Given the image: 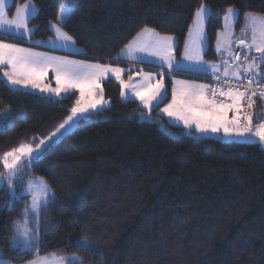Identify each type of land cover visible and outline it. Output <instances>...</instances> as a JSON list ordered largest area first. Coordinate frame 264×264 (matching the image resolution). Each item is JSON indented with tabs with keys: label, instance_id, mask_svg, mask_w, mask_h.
<instances>
[{
	"label": "trees",
	"instance_id": "1",
	"mask_svg": "<svg viewBox=\"0 0 264 264\" xmlns=\"http://www.w3.org/2000/svg\"><path fill=\"white\" fill-rule=\"evenodd\" d=\"M24 2L12 0L9 9L14 13ZM33 2L40 11L29 25L36 26L30 41H47L55 36L50 25L60 0ZM202 3L213 13L206 24L209 61L218 59L217 36L228 7L239 10L238 30L246 12L264 14V0H79L64 31L83 57L105 63L116 61L148 26L176 38L179 59ZM168 84L167 99L149 115L139 101L121 98L116 79L106 81L110 105L31 163L25 178H45L56 197L43 212L40 256L76 253L84 264H264V146L204 137L171 124L159 113L171 101L172 81ZM10 88L0 75V155L47 137L70 114L77 96L60 100ZM10 109L4 121L2 114ZM254 112L255 124L264 118V100H257ZM8 200L5 187L0 190V257L26 264L34 257L13 251L10 242L13 222L24 219L30 197ZM85 236L98 256L75 247Z\"/></svg>",
	"mask_w": 264,
	"mask_h": 264
},
{
	"label": "snow or ice",
	"instance_id": "2",
	"mask_svg": "<svg viewBox=\"0 0 264 264\" xmlns=\"http://www.w3.org/2000/svg\"><path fill=\"white\" fill-rule=\"evenodd\" d=\"M79 0H60V8L56 14V22L50 25L54 29L57 40L65 45L73 41V37L64 31V26L72 18ZM40 9L33 0H25L17 4L14 13L6 7V0H0V75L10 85V90L18 88L39 89L40 92L52 93L60 100H66L70 96H76L69 112L70 114L60 123L47 137L40 139L33 147L32 143L20 144L18 147L0 155L3 172H0V190L6 186L9 190L10 200L6 204L18 202L23 192L31 196L30 203H26L22 212L23 220L13 222L14 238L10 242L13 251H19L32 255L34 259L28 264H84L83 258L76 253L71 256H40L39 230L42 224L43 212L55 202V192L43 177L31 176L26 182L25 176L29 175L31 163L44 157L55 144L76 127L89 120L92 115L99 113L109 101L104 99L103 89L99 87L101 81L110 78L111 74L119 81L121 86L120 96L122 99L130 97L138 98L150 115L154 109L167 99V89L164 77H171L173 73L183 70V62L175 63L173 51L175 38L172 35H161L154 28L145 26L128 44L121 49V53L113 60L128 56L141 59L137 53H147L155 56L160 61L158 73L143 72L137 69V75L141 76L138 83H126L121 78L124 71L110 64L88 63L87 61L67 60L51 57L24 48L18 43L5 42L4 35L23 39L30 36L36 26L29 27L31 20L35 19ZM11 13V15H10ZM213 13L203 3L197 8L193 25L188 31V41L185 43L184 59L190 66L216 74L220 68H224V80L215 75L217 85L227 84L224 90L206 84H195L186 81H176L171 92V102L167 103L161 112L168 117L183 122L186 129L197 133L223 132L224 137L243 138L245 141H257L264 146V121H256L254 124V106L259 97L264 100V14L246 12L244 15L245 27L241 29L238 37V45L242 48L252 49L258 56H244V64H236L233 68L227 60L220 65L211 64L203 60L202 52L207 42L205 24L212 19ZM239 10L228 7L224 16V29L217 36L216 50L227 51L229 57L239 61L240 55L233 52L232 28L238 21ZM251 32L250 41L247 33ZM37 44L40 41H36ZM165 65L167 66L165 70ZM52 67L55 72L57 87L49 88L42 86L43 77L48 68ZM229 68H233L230 72ZM159 76V79L156 77ZM240 81L247 80V86L232 87L231 79ZM259 77V80H257ZM128 81H133V76H128ZM256 87H253V85ZM176 85H179L178 87ZM125 89H128L126 93ZM75 90V92L73 91ZM224 97L225 99H218ZM63 94V95H62ZM231 113V117L229 116ZM3 120L10 119L9 113L2 114ZM2 122V121H0ZM37 138L33 137L35 142ZM23 190L18 194L16 185ZM36 245V248L32 246ZM75 247L90 256H98L99 249L92 241L83 237L75 241ZM0 264H7L0 260Z\"/></svg>",
	"mask_w": 264,
	"mask_h": 264
},
{
	"label": "crops",
	"instance_id": "3",
	"mask_svg": "<svg viewBox=\"0 0 264 264\" xmlns=\"http://www.w3.org/2000/svg\"><path fill=\"white\" fill-rule=\"evenodd\" d=\"M11 3H12V0H6V7L8 9H9ZM54 33H55V31H54ZM31 37H32V34L30 36H24L23 38L27 39L28 42H22L20 39H17V38H15L13 36L4 35L5 42L18 43L19 46H21V47L31 48V49H33L36 52L43 53V54H46V55L51 56V57H58V58H63V59H67V60L87 61L88 63H93V64H95V63L110 64L112 67H119V68L124 70L121 73V78L124 81L128 80V76L129 75H132V76H135V77H139L140 75H137V69H142L143 72H152V73H158L161 70L160 66H159L160 65L159 59L157 57H155V56H150L147 53H137V56L141 57V59H134V58L122 55L121 58L117 59L116 61H110V62H105L104 63V62H99V61L88 60L85 57H83V55H82L83 51L76 45L74 40L72 42H68L65 45V43L63 41L57 40L56 36H54L53 38H51V39H49L47 41H40V43L37 44L36 42H31L30 41ZM188 39H189V37H188ZM30 44H32V45H30ZM237 45H238V43H237ZM207 47H208V38H207V43L205 44V48H204V51H203L204 56H205ZM176 48H177V40L175 38V47H174V51H173V60H174L175 63H178L179 60L176 57ZM232 48H233V51L234 50H242L243 53H245L247 51V48H242L239 45L236 46V44H234V43L232 45ZM184 52H185V49H184ZM216 53H217V56H218V59L216 61H209V60H207L205 58V61L208 62L209 65H211V64L220 65L222 61L228 59V55L229 54H228L227 51H224L223 48L221 49L220 52H218L216 50ZM166 68H167V66L165 65V70H166ZM220 69H222L223 72H224V68H220ZM229 71L231 72V70H229ZM174 74H177L178 78L180 77L178 75L179 72H175V73H173V75ZM109 75H110L111 78H107V79L101 81L100 84H99V87L103 89V92H105L104 91V83L106 81H108L109 79H112V78L115 79L114 76H112L111 74H109ZM43 80H45V83H46L47 86H52L54 88L57 87V83H56V79H55V72L53 71L52 67L48 68V71H47L46 75L43 77ZM73 91L75 92V90H73ZM30 92H34V91L30 90ZM49 94L50 93L46 94V96L50 97ZM75 94H77V96L79 95L78 92H75ZM51 96L54 99H59L58 97H55L54 95H51ZM129 99H133V97H130ZM105 100H107L106 96H105ZM138 101H139V103L141 105L140 100H138ZM170 102H168V103H170ZM109 105H110V102L107 105H105L104 107L106 108ZM161 105L162 104H160V106ZM163 107H161V108H163ZM142 108L145 109L144 107H142ZM145 110H147V109H145ZM159 113L162 114L163 116H165L169 120V117L165 113L161 112L160 110H159ZM231 115L232 114L229 113L230 117H231ZM253 141H255V140H253Z\"/></svg>",
	"mask_w": 264,
	"mask_h": 264
},
{
	"label": "rangeland",
	"instance_id": "4",
	"mask_svg": "<svg viewBox=\"0 0 264 264\" xmlns=\"http://www.w3.org/2000/svg\"><path fill=\"white\" fill-rule=\"evenodd\" d=\"M237 9V8H236ZM237 23H238V21L234 24V26H233V28H232V37H233V43L234 44H236V46H238L237 45V43H238V37H240L241 36V29L242 28H244L245 27V19H244V24L241 26V28H239V30L237 29ZM206 24H207V22H206ZM206 24H205V32H206ZM225 31V29L223 28V30L220 32V34H222L223 32ZM247 39L250 41V39H251V32L249 31L248 33H247ZM207 43V42H206ZM215 49H216V47H215ZM218 52H220V51H218ZM245 55H248V56H258V53H256L255 52V50L254 49H252L251 51H249L248 49H247V51L244 53V56ZM202 57H203V60L205 61V56H204V54H203V52H202ZM179 61H178V63L179 62H183V70H181V71H177V72H179V74L178 75H186V76H192V74L193 75H197V74H200L202 71L201 70H199V69H197L195 66H190L189 65V62L188 61H186L185 59H184V54L181 56V58H179L178 59ZM245 63V61L243 60V62H242V64H244ZM191 74V75H190ZM111 78V77H110ZM113 79V78H112ZM140 79H141V76H139V77H135V76H133V81L132 82H129L128 80H125V82L126 83H138L139 81H140ZM156 79H159V76H157L156 77ZM110 80V79H109ZM168 80H171L172 81V87H171V89L173 88V86H174V84H175V82L176 81H186V82H190V83H195V84H203L202 82H200V81H198V79H196V78H184V77H179L178 78V76H177V74H172V76L171 77H169V76H165L164 77V84H165V88L167 89V97H168V95H169V87H170V85L168 84ZM118 81V80H117ZM42 86H47L46 85V83H45V80H43L42 81ZM177 87L179 86V85H176ZM47 87H49V88H54V87H52V86H47ZM17 90H22V91H30V90H32V91H34V92H36V93H40L41 95H45L46 96V94H48L49 92H40V90L39 89H32V88H23V87H21V88H18ZM125 91H126V93L128 92V89H125ZM50 95V97H52L51 95H53L52 93H50L49 94ZM63 95V94H62ZM103 95H104V99H105V92H103ZM127 100H130V99H127ZM133 100H139L138 98H135V97H133ZM164 102H165V100H164ZM163 102V103H164ZM162 103V104H163ZM141 106L143 107V105L141 104ZM105 107H103V109H104ZM148 110V109H147ZM13 111L14 110H8L7 111V113H9V114H11V113H13ZM22 112L23 111H21L20 113L22 114ZM150 115H152V114H150ZM167 115V114H166ZM169 122L171 123V124H173V125H177V126H180V127H183V128H185L184 127V125H183V122H181V121H177L175 118H172V117H169ZM186 129V128H185ZM187 131H189L188 129H186ZM73 131V130H72ZM71 131V132H72ZM202 136H204V137H221V138H224V139H228V140H241L242 138H237V137H232V138H227V137H224V134H223V132L221 131V132H218V133H212V132H208V133H200ZM33 147H35V145H33ZM29 178H24V181L26 182L27 180H28ZM45 179V178H44ZM46 180V179H45ZM47 181V180H46ZM48 182V181H47ZM49 184V183H48ZM50 185V184H49ZM6 187V186H5ZM4 187V188H5ZM16 187H19V185L17 184L16 185ZM21 190V192H23V190L22 189H20ZM23 194H25V195H28L29 197H30V201H31V196L28 194V193H26V192H23ZM45 256H51V255H45ZM43 257V256H42ZM0 260H4L5 262H7V264H12L10 261H8V260H5V259H3V258H1L0 257ZM26 264H28V263H26Z\"/></svg>",
	"mask_w": 264,
	"mask_h": 264
},
{
	"label": "built area",
	"instance_id": "5",
	"mask_svg": "<svg viewBox=\"0 0 264 264\" xmlns=\"http://www.w3.org/2000/svg\"><path fill=\"white\" fill-rule=\"evenodd\" d=\"M234 54H239L240 55V60H234L232 58L229 57L228 55V63L229 65H232L233 68L236 64H240V62H242L244 60V54L242 52V50H234L233 51ZM223 68V67H221ZM215 75H219L221 77V80H224V72L222 69H220V71L218 73H216ZM215 75L211 73V71L208 72H204L202 71L199 75H196V78H199L201 80H204L205 82H207V85H211L213 87H217V81L215 79ZM229 79H231V77H229ZM257 80H259V78H257ZM231 86L232 87H237L240 86L241 88H243V86H247V80H243V83L241 84L240 81H237L235 79H231ZM218 87L223 88L224 90H227V88L229 87V85L227 84H220ZM253 87H256V85L254 84ZM217 98L218 99H225L224 97H219V93H217ZM257 102V100L259 99V97L254 98ZM260 121H264V118H261Z\"/></svg>",
	"mask_w": 264,
	"mask_h": 264
}]
</instances>
